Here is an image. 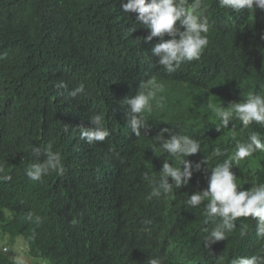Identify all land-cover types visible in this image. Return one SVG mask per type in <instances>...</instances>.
<instances>
[{"label":"trees","instance_id":"trees-1","mask_svg":"<svg viewBox=\"0 0 264 264\" xmlns=\"http://www.w3.org/2000/svg\"><path fill=\"white\" fill-rule=\"evenodd\" d=\"M120 3L0 0V164L12 177L0 180V239L21 237L31 257L49 264H147L155 256L164 264H221L219 256L230 264L234 256L264 252L256 221L244 217L227 240L206 249L204 229L214 224H204L203 205H184L207 188L211 167L237 142L254 131L264 134L256 124L242 129L239 120L217 131L219 121L208 108L264 90V11L233 13L218 0H205L208 46L198 61L168 73L151 52L158 38L145 42L149 30ZM153 78L151 87L159 90L146 114L150 127L137 137L122 101ZM81 84L87 95L69 96ZM96 112L104 114L111 135L88 144L79 139L78 126L92 127L89 116ZM165 127L201 140L203 152L186 158L193 163L217 147L226 155L202 164L187 186L149 200L145 172L158 179L164 160L173 159L154 139ZM48 143L61 153L63 174L31 181L25 175L35 162L31 150ZM232 170L244 189L253 180L264 183V152ZM30 212L42 218L39 226L28 220ZM242 221L247 235L240 233ZM0 264H15L2 248Z\"/></svg>","mask_w":264,"mask_h":264},{"label":"clouds","instance_id":"clouds-1","mask_svg":"<svg viewBox=\"0 0 264 264\" xmlns=\"http://www.w3.org/2000/svg\"><path fill=\"white\" fill-rule=\"evenodd\" d=\"M218 4L233 13L245 10L248 13L264 11V0H218ZM120 9L127 16L131 13L138 14L136 20L139 25L149 30L148 35L143 37L145 42L158 38L151 52L156 57V64L168 73L175 72L184 62L198 61L208 46L211 25L205 0H121ZM155 84L154 78L140 84L134 96L122 101L128 106L126 124L137 137L142 133L147 135L145 130L150 127L146 122V114H151L154 110L153 101L156 99V90H159V85L153 90L151 85ZM57 87L63 89L66 85L61 81ZM68 94L73 98L87 95L82 84ZM221 105L222 103H219V106L211 102L208 104V108L219 121L215 127L217 131L229 129L233 120H239L242 129H247L252 124L264 128V90L251 93L240 102H230L227 107ZM155 107H160L159 101ZM89 120L92 127L78 126L80 140L95 144L103 142L111 135L105 124L104 114H90ZM232 128L234 132V125ZM154 139L161 151L173 159L164 160L158 179L145 172L143 179L151 188L149 200L167 197L174 189L187 186L193 172L200 171L202 164H208L212 157L226 155V150L217 147L210 156H205L203 161L193 163L186 158L203 152L201 140L187 134H179L167 127L162 128ZM257 151L264 152V134L254 131L248 135L245 142L236 143L231 155L211 167L207 176V188L189 195L184 201L185 207L189 209L203 205L204 224H214L213 227L204 229L206 235L203 242L206 249H211L217 242L227 240L229 234L237 229V218L241 217L255 220V235L258 240H264V183L253 180L250 182L251 187L244 189L232 170ZM31 155L35 162L30 164L25 172L29 180L42 182L51 172L63 174L61 153L54 151L51 143L43 147H33ZM4 171L5 166L0 164V180H11V175H4ZM27 218L37 226L42 223V218L39 215L34 216L31 212ZM239 226L241 235H247V224L242 221ZM6 251V248H2L3 253L6 254ZM217 260L222 264L223 257L219 256ZM17 264L25 262L19 259ZM147 264H164V261L159 256L149 257ZM230 264H264V252L250 256H234Z\"/></svg>","mask_w":264,"mask_h":264},{"label":"rangeland","instance_id":"rangeland-1","mask_svg":"<svg viewBox=\"0 0 264 264\" xmlns=\"http://www.w3.org/2000/svg\"><path fill=\"white\" fill-rule=\"evenodd\" d=\"M6 248V254L17 264L19 259H23L25 264H49L47 261L33 258L28 254L27 245L21 237L9 239L8 236L0 239V248Z\"/></svg>","mask_w":264,"mask_h":264}]
</instances>
